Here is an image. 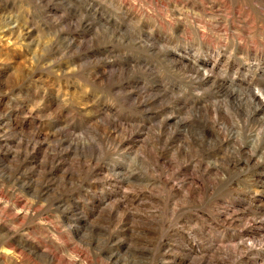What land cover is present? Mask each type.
<instances>
[{
  "label": "rangeland",
  "instance_id": "rangeland-1",
  "mask_svg": "<svg viewBox=\"0 0 264 264\" xmlns=\"http://www.w3.org/2000/svg\"><path fill=\"white\" fill-rule=\"evenodd\" d=\"M70 262L264 264V0H0V264Z\"/></svg>",
  "mask_w": 264,
  "mask_h": 264
},
{
  "label": "bare ground",
  "instance_id": "bare-ground-1",
  "mask_svg": "<svg viewBox=\"0 0 264 264\" xmlns=\"http://www.w3.org/2000/svg\"><path fill=\"white\" fill-rule=\"evenodd\" d=\"M261 103V102H260ZM54 253H55V251H54ZM56 254V253H55ZM47 256H48V259L50 258L51 260H54L56 257H55V255L54 254H52V253H48L47 254ZM57 256V255H56ZM60 261V260H59ZM73 261V260H72ZM70 264H71V262H70ZM73 264V263H72Z\"/></svg>",
  "mask_w": 264,
  "mask_h": 264
}]
</instances>
